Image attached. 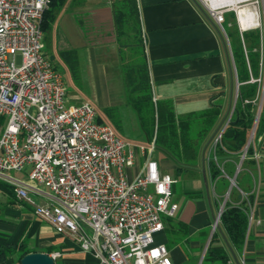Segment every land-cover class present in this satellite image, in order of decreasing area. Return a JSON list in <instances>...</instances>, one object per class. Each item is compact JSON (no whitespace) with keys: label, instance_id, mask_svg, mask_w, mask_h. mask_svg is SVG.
Instances as JSON below:
<instances>
[{"label":"crops","instance_id":"crops-1","mask_svg":"<svg viewBox=\"0 0 264 264\" xmlns=\"http://www.w3.org/2000/svg\"><path fill=\"white\" fill-rule=\"evenodd\" d=\"M130 1L54 0L46 10V16L51 18L44 30L48 58L57 68L62 64L91 96L82 103L91 100L101 121L111 124L116 119L124 124L122 120L133 111L148 138L147 143L140 144H158V134L150 138L146 128L152 124L154 132H158V107L162 111L172 109L177 117H186L216 104L220 108L218 126L231 101L236 102L238 80L227 41L208 12L196 0H134L139 28L136 30L135 21L128 19L121 29L118 16H132ZM248 18L246 21L241 16L243 23H247L245 30L259 27L252 23V14ZM142 70L151 84L149 106L143 100L142 89H135ZM62 73L66 79L65 71ZM115 96L123 104L116 105ZM147 119H151L148 125ZM251 145L254 152H260V159L252 155L243 161L227 157L222 161L226 173L219 178L237 179L242 171L248 174L249 182L238 186L253 195V219L243 246L233 249L243 264H264V132L254 135ZM208 148L205 164L211 201L203 178L202 152L192 165L181 170L179 162L168 152L174 163L169 168L176 170L177 175L193 170L199 173L184 181L177 200L179 211L176 216L165 218V228L156 237L167 244L171 264H223L206 259L211 245L228 251L231 258L227 264H237L223 234L218 227L214 228L228 189L225 183L213 187L207 169ZM144 161V154L139 153L137 163L128 170L130 178L137 175ZM159 164L166 172L168 166L164 161ZM216 231L219 240L212 242ZM16 243H22L30 252H60L56 264H98L92 252L83 250L74 237L57 232L40 219L34 206L17 196L13 184L0 178V245Z\"/></svg>","mask_w":264,"mask_h":264},{"label":"built area","instance_id":"built-area-1","mask_svg":"<svg viewBox=\"0 0 264 264\" xmlns=\"http://www.w3.org/2000/svg\"><path fill=\"white\" fill-rule=\"evenodd\" d=\"M196 1L224 35L238 80L226 15L235 13L241 32L247 25L242 15L248 21L252 14V23L260 26L257 7L264 0ZM51 2L0 0V178L13 184L17 196L33 205L40 219L92 252L98 264H171L167 244L156 237L165 228V218L179 211L180 203L173 200L177 179L162 171L154 158L155 143L148 146L120 136L111 124L99 121L90 101L66 106V81L45 53L41 26ZM238 95L239 82L236 99ZM235 104L208 146V169L215 160L222 174L226 171L217 151ZM256 125L241 161L247 157ZM139 153L145 156L144 164L130 178L128 170ZM253 156L260 159L261 154L255 151ZM22 170L26 178L8 173ZM230 179L214 228L237 185L236 176ZM238 188L240 201L247 200L249 193ZM51 255L56 259L60 252Z\"/></svg>","mask_w":264,"mask_h":264},{"label":"trees","instance_id":"trees-1","mask_svg":"<svg viewBox=\"0 0 264 264\" xmlns=\"http://www.w3.org/2000/svg\"><path fill=\"white\" fill-rule=\"evenodd\" d=\"M53 2L54 0L51 5ZM129 5L132 16H129L130 18L118 16L119 26L123 29L128 19H131L135 21L133 23L135 29L138 30L139 16H137L135 1L131 0ZM47 11H45L41 22L43 31L47 29L51 20L50 16H46ZM230 18L233 20L231 25L229 24ZM234 24L235 26L231 27ZM225 26L237 69L239 95L236 99L232 119L224 132L222 145L217 151L219 162L230 156L236 159L241 158V153L245 149L256 123L255 135L264 132V32L259 27L241 32L234 12L227 14ZM135 89H142L143 100L149 106L152 103L151 84L145 70L139 72V81L135 85ZM153 110L155 112V109ZM158 113L157 142H160L175 157L179 162L180 170L182 167H189L187 165H192L199 158L203 147L217 127L220 108L215 104L202 113L186 117H177L169 108L162 111L158 107ZM99 121L101 120L99 119ZM253 154L254 150L250 145L246 158ZM209 172L212 181L220 177L222 172L215 160L209 162ZM240 197L239 191L235 193L232 191V198L227 202L220 221L223 231L235 250H239L246 240L249 225V203L253 201L252 194H249L247 200L240 201ZM217 240H219V234L216 231L212 242ZM29 252L22 243L1 244L0 264H18L20 258ZM230 258L226 249L212 245L206 254L207 260L219 261L223 264H227Z\"/></svg>","mask_w":264,"mask_h":264},{"label":"rangeland","instance_id":"rangeland-1","mask_svg":"<svg viewBox=\"0 0 264 264\" xmlns=\"http://www.w3.org/2000/svg\"><path fill=\"white\" fill-rule=\"evenodd\" d=\"M259 11H260V14H261V16H260L261 25L259 26V28H261L263 30V32H264V4H261ZM230 22H233L232 18H230ZM233 26H235V24L232 25L231 27H233ZM238 26H239V24H238ZM239 29H240V27H239ZM240 31H241V29H240ZM232 45H233V43H232ZM45 50H46V48H45ZM17 62L21 63L20 55L17 56ZM59 65L60 66H58V69L61 72H62V70H64L65 73H66L65 81H66V85H67V89H68L67 98H66V106L68 107L70 105L81 104L84 99H86L87 97H91L81 88V86L79 85L78 82L74 81V79L71 77V75L68 74V72L66 71L64 66L62 64H59ZM114 99L117 100V101H114V103H116V105L123 104V102H121V99L119 97L115 96ZM90 102H92V101L90 100ZM101 111H103V110H101ZM131 112L133 113V111H131ZM132 113H131V115H129L127 117L126 120L125 119L122 120V122H124V124L120 123L116 119H113L111 121V125L116 129V131L118 132V134L120 136L126 137V138L131 139V140H133L135 142H138V143H142V142L143 143H147V141H148L147 134L142 131V129H141L142 127L140 126L138 119H136L134 113L133 114ZM150 120L151 119H147L146 120L147 125H148V123H150ZM152 126H153L152 124H149L148 127L146 126V128L149 129L150 138H154L155 134L156 135L158 134V132H156V131H155L156 133L154 132V128H152ZM156 145H157V148L154 151V158L156 160H158V162L159 161H161V162L164 161V163L168 166L167 169H166V172L172 174L175 177L177 175V171L174 170L173 168H169L170 166H172L174 164L173 160L171 159L172 157H170L168 155V151L166 150V148L160 142H158V144L156 143ZM227 169L229 170V166L228 165H227ZM193 172H195V170L190 171V172L189 171L188 172L185 171L184 173H182L180 175H177V177H179V179L174 184L175 191L173 193V200H175V201L178 200L179 201V195H181V190H182V188L184 186V181L185 180H187L188 178L199 176L198 172H196V173H193ZM8 173L10 175L14 176V177H17V178H23L24 176H26V170L9 171ZM236 181H237L238 184L234 185L232 187L233 193H235V192H237L239 190V188H238L239 184L244 186L247 182H249V176H248V174H246V172L242 171L237 176ZM224 183H225V185H227V189L229 190L231 185H232V182H231L230 178H222L221 177V178L218 179L216 185L217 186H222Z\"/></svg>","mask_w":264,"mask_h":264},{"label":"water","instance_id":"water-1","mask_svg":"<svg viewBox=\"0 0 264 264\" xmlns=\"http://www.w3.org/2000/svg\"><path fill=\"white\" fill-rule=\"evenodd\" d=\"M234 72H235V70H234ZM233 104H234V102L232 100L225 117L222 119L220 124L217 126L216 130L211 135V137L209 138V140L205 144V146L203 148V151H202V171H203V178H204V181H205V186H206V189H207V194H208L209 201H211V196H210V185H209V180H208L207 171H206V164H205V151H206L207 147L209 146L210 142L212 141L214 135L217 133V131L220 129V127L223 125V123L225 122V120L227 119L229 114L231 113V111L233 109ZM252 134H253V132H252ZM216 219H217V216L215 217V220ZM217 227H218L219 231L223 234L224 239H225L227 245L229 246L236 263L237 264H243L239 260L235 250L233 249V247L231 246L229 240L225 236V234H224V232H223V230H222V228H221L219 223L217 224ZM19 263L20 264H56V259L51 254H49L47 252L32 251V252H29V253L25 254L23 257H21L20 260H19Z\"/></svg>","mask_w":264,"mask_h":264},{"label":"bare ground","instance_id":"bare-ground-1","mask_svg":"<svg viewBox=\"0 0 264 264\" xmlns=\"http://www.w3.org/2000/svg\"><path fill=\"white\" fill-rule=\"evenodd\" d=\"M247 26V25H246Z\"/></svg>","mask_w":264,"mask_h":264}]
</instances>
